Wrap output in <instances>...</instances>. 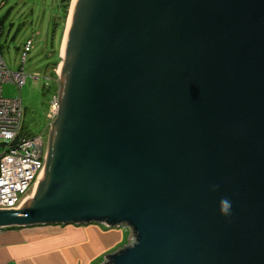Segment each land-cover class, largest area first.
<instances>
[{
  "label": "water",
  "instance_id": "obj_1",
  "mask_svg": "<svg viewBox=\"0 0 264 264\" xmlns=\"http://www.w3.org/2000/svg\"><path fill=\"white\" fill-rule=\"evenodd\" d=\"M70 18L43 178L0 230L129 228L105 264H264V0H74Z\"/></svg>",
  "mask_w": 264,
  "mask_h": 264
},
{
  "label": "rangeland",
  "instance_id": "obj_2",
  "mask_svg": "<svg viewBox=\"0 0 264 264\" xmlns=\"http://www.w3.org/2000/svg\"><path fill=\"white\" fill-rule=\"evenodd\" d=\"M72 3L73 0H0V51L11 71L24 66L27 75L21 88L11 82L5 83L3 94L21 97L26 110V131L32 135L48 131L51 99L53 94L61 97L60 56L71 20ZM28 40L33 43L23 62V50ZM3 150L0 145V153ZM126 235L122 246L128 241ZM133 237L134 233L130 241Z\"/></svg>",
  "mask_w": 264,
  "mask_h": 264
},
{
  "label": "built area",
  "instance_id": "obj_3",
  "mask_svg": "<svg viewBox=\"0 0 264 264\" xmlns=\"http://www.w3.org/2000/svg\"><path fill=\"white\" fill-rule=\"evenodd\" d=\"M28 40L23 50V62L31 50ZM54 71L59 74L58 70ZM24 66L11 71L0 51V209L22 208L32 199L35 189L44 174L47 153L44 138L39 135H23L25 107L21 97H5L3 85L7 82L22 87L26 82ZM60 95L53 94L48 112L51 126L59 116Z\"/></svg>",
  "mask_w": 264,
  "mask_h": 264
},
{
  "label": "crops",
  "instance_id": "obj_4",
  "mask_svg": "<svg viewBox=\"0 0 264 264\" xmlns=\"http://www.w3.org/2000/svg\"><path fill=\"white\" fill-rule=\"evenodd\" d=\"M131 235L127 227L99 223L5 228L0 230V264H105Z\"/></svg>",
  "mask_w": 264,
  "mask_h": 264
},
{
  "label": "clouds",
  "instance_id": "obj_5",
  "mask_svg": "<svg viewBox=\"0 0 264 264\" xmlns=\"http://www.w3.org/2000/svg\"><path fill=\"white\" fill-rule=\"evenodd\" d=\"M231 201L227 198H221L220 200V212L223 215H230L231 213Z\"/></svg>",
  "mask_w": 264,
  "mask_h": 264
},
{
  "label": "flooded vegetation",
  "instance_id": "obj_6",
  "mask_svg": "<svg viewBox=\"0 0 264 264\" xmlns=\"http://www.w3.org/2000/svg\"><path fill=\"white\" fill-rule=\"evenodd\" d=\"M42 135L44 138V148H45L46 153L48 154L50 138H51V126L48 128V131Z\"/></svg>",
  "mask_w": 264,
  "mask_h": 264
},
{
  "label": "bare ground",
  "instance_id": "obj_7",
  "mask_svg": "<svg viewBox=\"0 0 264 264\" xmlns=\"http://www.w3.org/2000/svg\"><path fill=\"white\" fill-rule=\"evenodd\" d=\"M73 2H74V0H73ZM72 6H73V3H72ZM59 70H60L59 72L62 73V71H63V65L62 64L60 65V69ZM42 178H43V175H42ZM42 178H41L40 182L42 181ZM40 182L38 183V185L40 184ZM38 185H37V187H38ZM37 187L35 189V193H36ZM35 193H34L33 197H31V198H34Z\"/></svg>",
  "mask_w": 264,
  "mask_h": 264
},
{
  "label": "trees",
  "instance_id": "obj_8",
  "mask_svg": "<svg viewBox=\"0 0 264 264\" xmlns=\"http://www.w3.org/2000/svg\"><path fill=\"white\" fill-rule=\"evenodd\" d=\"M23 128L26 130V127H25V126H24ZM29 134H30V133H28V132L26 131V132H24V133L22 134V136H23V135H29Z\"/></svg>",
  "mask_w": 264,
  "mask_h": 264
}]
</instances>
